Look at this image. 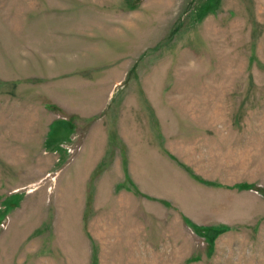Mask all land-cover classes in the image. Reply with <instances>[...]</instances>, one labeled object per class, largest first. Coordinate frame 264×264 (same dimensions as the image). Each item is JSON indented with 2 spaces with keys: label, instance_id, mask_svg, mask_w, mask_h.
<instances>
[{
  "label": "rangeland",
  "instance_id": "obj_1",
  "mask_svg": "<svg viewBox=\"0 0 264 264\" xmlns=\"http://www.w3.org/2000/svg\"><path fill=\"white\" fill-rule=\"evenodd\" d=\"M0 264H264V0H0Z\"/></svg>",
  "mask_w": 264,
  "mask_h": 264
},
{
  "label": "trees",
  "instance_id": "obj_2",
  "mask_svg": "<svg viewBox=\"0 0 264 264\" xmlns=\"http://www.w3.org/2000/svg\"><path fill=\"white\" fill-rule=\"evenodd\" d=\"M207 237V236H206Z\"/></svg>",
  "mask_w": 264,
  "mask_h": 264
}]
</instances>
